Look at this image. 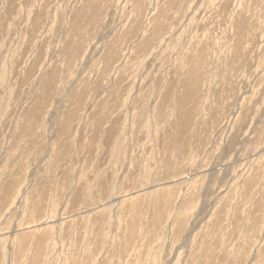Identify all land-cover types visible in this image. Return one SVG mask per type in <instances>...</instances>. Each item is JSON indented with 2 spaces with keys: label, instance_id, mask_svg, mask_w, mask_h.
<instances>
[{
  "label": "rangeland",
  "instance_id": "rangeland-1",
  "mask_svg": "<svg viewBox=\"0 0 264 264\" xmlns=\"http://www.w3.org/2000/svg\"><path fill=\"white\" fill-rule=\"evenodd\" d=\"M0 264H264V0H0Z\"/></svg>",
  "mask_w": 264,
  "mask_h": 264
}]
</instances>
